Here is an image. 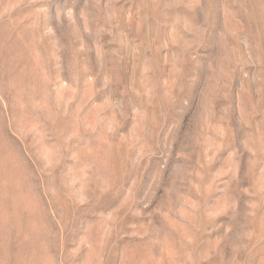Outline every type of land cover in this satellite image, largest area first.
<instances>
[{
	"label": "rangeland",
	"instance_id": "1",
	"mask_svg": "<svg viewBox=\"0 0 264 264\" xmlns=\"http://www.w3.org/2000/svg\"><path fill=\"white\" fill-rule=\"evenodd\" d=\"M0 264H264V0H0Z\"/></svg>",
	"mask_w": 264,
	"mask_h": 264
}]
</instances>
